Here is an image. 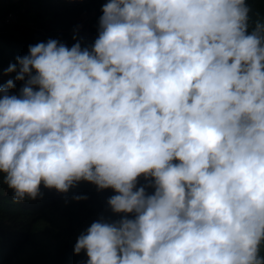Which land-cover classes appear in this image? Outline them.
Here are the masks:
<instances>
[{
    "label": "clouds",
    "instance_id": "9594fccd",
    "mask_svg": "<svg viewBox=\"0 0 264 264\" xmlns=\"http://www.w3.org/2000/svg\"><path fill=\"white\" fill-rule=\"evenodd\" d=\"M101 11L91 48L50 39L6 70L23 82L0 85L12 201L42 198L41 184L112 189L124 215L78 236L86 264H264V20L250 23L247 0Z\"/></svg>",
    "mask_w": 264,
    "mask_h": 264
},
{
    "label": "trees",
    "instance_id": "16d2710c",
    "mask_svg": "<svg viewBox=\"0 0 264 264\" xmlns=\"http://www.w3.org/2000/svg\"><path fill=\"white\" fill-rule=\"evenodd\" d=\"M107 0H0V85L9 79L18 95L22 81H15L16 72L7 73L16 58L28 55L30 45L55 39L69 48L79 42L91 48L98 36L101 9ZM251 9L250 23L264 20V0H247ZM8 14L12 20L4 19ZM75 37V38H74ZM143 177L137 187L148 184ZM42 198L17 204L13 192L0 182V264H86L87 256L73 249L78 236L103 218L119 220L107 204L112 189L97 190L94 184L81 181L60 193L41 184ZM148 194L154 189L146 188ZM74 196L86 199L74 200ZM127 218H133L131 214ZM261 255H264L262 246Z\"/></svg>",
    "mask_w": 264,
    "mask_h": 264
},
{
    "label": "built area",
    "instance_id": "2783aa9c",
    "mask_svg": "<svg viewBox=\"0 0 264 264\" xmlns=\"http://www.w3.org/2000/svg\"><path fill=\"white\" fill-rule=\"evenodd\" d=\"M12 20V15L11 14H8L7 16H6V18L4 19V22L5 23H8V22H10Z\"/></svg>",
    "mask_w": 264,
    "mask_h": 264
}]
</instances>
